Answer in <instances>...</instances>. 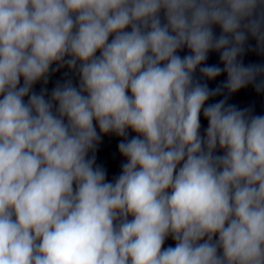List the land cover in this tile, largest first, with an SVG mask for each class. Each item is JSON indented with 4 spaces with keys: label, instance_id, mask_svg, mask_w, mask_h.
<instances>
[{
    "label": "clouds",
    "instance_id": "obj_1",
    "mask_svg": "<svg viewBox=\"0 0 264 264\" xmlns=\"http://www.w3.org/2000/svg\"><path fill=\"white\" fill-rule=\"evenodd\" d=\"M249 53L264 0H0V264H264Z\"/></svg>",
    "mask_w": 264,
    "mask_h": 264
}]
</instances>
